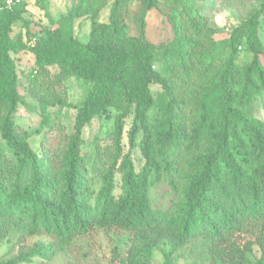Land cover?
<instances>
[{
  "label": "trees",
  "instance_id": "trees-1",
  "mask_svg": "<svg viewBox=\"0 0 264 264\" xmlns=\"http://www.w3.org/2000/svg\"><path fill=\"white\" fill-rule=\"evenodd\" d=\"M26 1L7 8L0 0V11L15 15ZM138 1L160 7V0ZM169 1L175 36L165 45L124 33L123 23L114 26L111 39L80 42L62 32L39 39L38 54L46 48L65 73L91 86L71 132L38 150L20 136L17 112L23 99L0 22V102L6 106L0 136L10 148V153L0 150V239L16 235L0 264L30 263L34 256L46 264L75 237L96 228L132 233L121 264H153L154 250L164 257L160 264L180 258L264 264V119L247 114L254 95L264 92V49L255 35L248 37L251 60L242 73L229 60L219 85L188 103L180 90L212 67L198 49L204 17L198 0ZM151 83L162 89L156 99ZM117 101L122 108L110 115L104 107ZM154 107L162 112L157 123L148 119ZM95 113L113 118V147L90 156L82 149L81 131ZM127 118L130 146L141 131L144 162L138 172L129 153H122ZM45 124L41 118L42 131ZM158 182L167 186L164 207L153 206L149 196ZM240 233L250 239L239 243ZM34 235L48 240L30 243Z\"/></svg>",
  "mask_w": 264,
  "mask_h": 264
},
{
  "label": "rangeland",
  "instance_id": "rangeland-1",
  "mask_svg": "<svg viewBox=\"0 0 264 264\" xmlns=\"http://www.w3.org/2000/svg\"><path fill=\"white\" fill-rule=\"evenodd\" d=\"M204 17L202 34L197 39L198 49L204 51L206 62L211 68L201 79L193 77L180 90V95L188 103L200 98L204 92L213 91L222 78L228 61L239 73L251 60L248 37L255 35L264 49V0H198L194 1ZM89 4V8L87 7ZM169 0H160V7H148L138 0H27L15 15L0 11V22L8 35V53L17 77L18 91L23 99L20 103L17 120L20 136L33 149L54 146L71 132L74 117L83 100L89 93L91 83L65 73L53 53L46 48L39 54L36 47L39 39L57 33H66L75 40L86 42L91 37L111 39L113 28L123 23L124 33L139 39L145 38L154 45L168 44L175 36V22L169 16ZM240 44L241 47H238ZM166 48L164 54H166ZM155 68L161 69L159 60ZM156 99L162 89L159 84L149 85ZM207 90V91H206ZM235 97L237 91H234ZM215 105V103H212ZM110 115L122 108L121 101L106 104ZM6 106L0 102V123ZM248 116L264 119V92L261 90L251 100ZM162 112L157 107L148 111L152 123L159 122ZM41 118L45 126L40 128ZM131 118L125 119L122 133V153H129L132 166L139 171L144 159L140 150L141 131L130 146L127 129ZM113 118L104 113H95L82 127V149L93 156L112 151ZM154 130V128H153ZM0 150L10 153V148L0 136ZM91 173L94 175V171ZM97 175V173H96ZM116 191H119L120 173H115ZM97 186V184H96ZM149 196L153 206L164 207L168 203L167 186L164 182L152 184ZM130 231L96 228L89 234L75 237L63 250L54 255L46 264H121L125 260L131 243ZM239 243L250 239L247 233L235 236ZM43 235H34L29 242L44 241ZM16 235L6 233L0 239V258L15 244ZM257 252L256 247H254ZM117 253V259L116 254ZM153 264H160L164 257L159 250L152 254ZM41 258L34 256L30 263L39 264ZM173 264H208L207 259L194 261L192 258L178 259ZM220 264V263H218Z\"/></svg>",
  "mask_w": 264,
  "mask_h": 264
},
{
  "label": "built area",
  "instance_id": "built-area-1",
  "mask_svg": "<svg viewBox=\"0 0 264 264\" xmlns=\"http://www.w3.org/2000/svg\"><path fill=\"white\" fill-rule=\"evenodd\" d=\"M4 1H5L6 7L10 8L14 3L19 2L21 0H4ZM238 47H240V46H238Z\"/></svg>",
  "mask_w": 264,
  "mask_h": 264
}]
</instances>
